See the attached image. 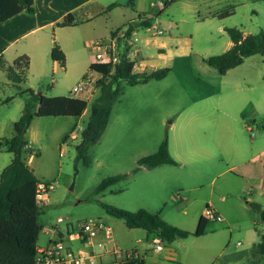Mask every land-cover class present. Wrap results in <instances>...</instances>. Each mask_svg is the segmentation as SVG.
<instances>
[{
  "label": "rangeland",
  "instance_id": "rangeland-1",
  "mask_svg": "<svg viewBox=\"0 0 264 264\" xmlns=\"http://www.w3.org/2000/svg\"><path fill=\"white\" fill-rule=\"evenodd\" d=\"M233 5L234 15L213 16ZM90 10L95 14L90 21L78 15V26L56 25L47 30L52 48L55 41L66 63L58 64L54 72L50 56L43 58L49 69L42 56L34 57L28 81L21 86L47 97H79L73 88L86 76L97 78L90 70L91 46L109 42L114 31L138 20V13H145L163 31L153 38L137 33L145 66L148 70L170 67L171 72L160 81L136 86L123 83L124 93L113 106L107 129L88 151L89 164L77 160V145L99 96L98 86L86 100L88 108L81 117L34 119L23 157L41 182L54 185L41 204L38 246L47 245L54 229L71 244L67 224L97 219L111 227L114 243L124 256L127 250L138 248L141 256L148 250L146 264H214L224 252L252 249V242L261 241L255 231L260 215L248 201L264 209V56H252L225 75L205 60L229 50L227 27L248 34L264 32V0H175L167 7L160 6V0H93ZM163 42L167 43L166 58L160 56ZM18 93L7 73L0 72V144L15 137L14 124L27 99ZM166 137L177 164L154 170L140 167L139 159L155 153ZM12 157L0 147V177ZM229 168L231 172L226 171ZM121 174L129 176L96 193L103 180ZM210 201L219 202L227 219L237 223L225 217L222 222L204 218ZM102 204L153 214L163 209L160 215L165 221L192 233L162 244L184 254V259L167 260L166 250L155 254V244L146 241L145 230L128 228ZM59 218L64 222L58 223ZM259 223L264 235V222ZM140 238L143 243L138 242ZM114 261L109 257L103 262Z\"/></svg>",
  "mask_w": 264,
  "mask_h": 264
},
{
  "label": "trees",
  "instance_id": "trees-1",
  "mask_svg": "<svg viewBox=\"0 0 264 264\" xmlns=\"http://www.w3.org/2000/svg\"><path fill=\"white\" fill-rule=\"evenodd\" d=\"M175 0L164 1V7L169 6ZM2 2L0 0V21L3 17ZM22 7L30 13L34 12L30 0H19ZM236 7L218 13V18L223 19L235 14ZM55 16L58 19L62 16ZM145 13H138V20L129 24L130 32L135 27H148L152 23L149 18H144ZM74 14L69 13L57 24L58 27L77 26ZM232 47L219 55L208 57L205 61L220 74L225 75L255 55L264 56V32L244 35L237 27H227ZM113 34V33H112ZM51 59L65 63V53L58 45L52 49ZM134 62L126 59L115 68L108 65L91 64L90 70L102 74L98 82L99 96L93 101L89 121L81 133V142L77 145V160H83L89 164L88 151L91 146L99 143L108 127L113 106L124 93L123 83L130 86L146 84L152 80L160 81L171 72L170 67L146 70L142 73L133 72ZM30 58L23 55L17 58L12 65H7L0 57V70L7 73V77L18 89L20 96H27L26 104L20 119L14 124L15 137L5 138L0 144L12 154L11 162L3 170L0 177V264H35L36 247L42 226L39 223L41 204L37 201L38 185L41 182L30 165L23 157V150L29 144L26 134L35 118L38 117H81L88 108L86 100L73 96L47 97L39 96L31 88L23 89L21 84L28 80ZM264 128V126H263ZM138 164L148 170H153L163 165H176V161L169 149L168 137L159 146L158 150L139 159ZM129 175L121 174L106 178L96 189V193L104 192L110 187L125 180ZM105 211L118 219H123L126 226L131 229H143L148 234H153L163 243L171 244L180 238H187L192 233L178 226L169 224L158 214L140 209L132 212L119 209L114 206L102 204ZM252 208L260 213L264 221V210L260 204L252 203ZM257 228V227H256ZM264 255V236L253 249V262H257L258 256ZM124 264H143L140 257H131L122 261Z\"/></svg>",
  "mask_w": 264,
  "mask_h": 264
},
{
  "label": "built area",
  "instance_id": "built-area-1",
  "mask_svg": "<svg viewBox=\"0 0 264 264\" xmlns=\"http://www.w3.org/2000/svg\"><path fill=\"white\" fill-rule=\"evenodd\" d=\"M164 1L166 0H160V6H164ZM151 23L148 27H135V30L131 32L130 26L126 25L114 31L109 42H95L89 51L92 64L108 65L115 68L122 60L126 59L134 62L133 72L142 73L148 70L141 55L142 46L138 45L137 33L141 31L147 38L163 34L162 30L156 29L153 22ZM56 62L57 66L63 64L59 61ZM61 68L64 69L63 66ZM94 73L97 75L96 79L86 76L83 81L73 88V93L79 96L77 98L89 100L93 95V91L102 78V74ZM53 189L54 185L40 183L36 196L38 203L42 204L47 198L48 192ZM203 216L212 222L224 221L223 217L211 206L205 208ZM57 222L63 223L64 220L59 218ZM66 232L71 244H66L62 239L61 232L54 229L51 231L52 236L47 245L36 247L35 264H103V257L107 255L113 256L116 261H120L119 258L124 256L123 251L114 243L111 227L101 220L91 219L77 225L67 224ZM74 242L78 243L79 246L74 247L72 245ZM152 243L155 244L154 253L164 250L163 242L159 237H156ZM131 257H138L136 251H126L122 261Z\"/></svg>",
  "mask_w": 264,
  "mask_h": 264
},
{
  "label": "crops",
  "instance_id": "crops-1",
  "mask_svg": "<svg viewBox=\"0 0 264 264\" xmlns=\"http://www.w3.org/2000/svg\"><path fill=\"white\" fill-rule=\"evenodd\" d=\"M251 1L255 3V2L263 1V0H251ZM30 2L34 9L33 13H30L27 10H25V8L22 7L19 0H3L2 2L3 17H2V20L0 21V57H3V60L6 62L7 65H12L17 58L23 55H26L30 58V66L32 65V61L34 57L42 56V60L43 58H47L49 56L51 58V52L53 48L51 46V40L48 37L47 30L50 27L54 28L58 23H60L63 20L64 16H66L67 14L72 13L75 15V17H78L79 15L86 22L90 21V19L95 17L94 16L95 14L94 15L90 14V11H91L90 7L92 6L93 0H30ZM59 13H62L63 15L60 16L58 19H55V16ZM218 13L220 12L214 13L213 16L217 17L216 15H218ZM143 17L149 18L147 17L146 14L143 15ZM59 28H63V27H59ZM243 33L244 35L248 34L244 31ZM55 44L56 42L54 41V46ZM229 45H231L232 47V42H230ZM166 46H167V43L165 42L161 44L160 56L162 58L164 57L166 58L168 56L164 54L163 52L165 51ZM183 51L187 52L186 48L183 49ZM52 62H53V67H54V72H55L57 70V62L53 60ZM43 63H44L45 69L46 68L49 69V63H47L45 60H43ZM150 70L151 71L157 70V68L150 69ZM0 72H4V71L0 70ZM21 87L23 89H26L23 86ZM263 152L264 150L261 153ZM27 163L29 164V162ZM157 168H160V167H157ZM226 171L231 172L232 170L231 168H229ZM175 200L177 201V199ZM223 200L225 201L224 198H222V201ZM210 203H211L210 204L211 207L215 209L216 212H218L222 217H225L226 220H229L227 219L228 217L227 211L219 202L210 201ZM252 203L254 202L248 201L250 208L253 211H255L251 206ZM261 207L263 209L262 205ZM159 213L163 215V209L160 210ZM260 220H261V216L259 220L255 222V225L257 227L255 228V231L258 233L261 239V237L264 235L260 234V230L258 228L260 225L259 223ZM234 222L237 223L236 221H230L231 224ZM223 231L225 230L223 229ZM156 237L157 236H154L153 234H148L146 231V241L148 243L155 240ZM229 238L232 239L233 236L230 235ZM138 242L143 243L144 241L143 239L140 238ZM252 243H253L252 249L247 248L245 250L238 251L234 254H225L224 252L225 255L222 254V256H220L214 264H261V260L264 258V255L263 257H261V259H257L256 263L253 262V256H252L253 249H254V246L258 242L254 241ZM163 244H166V243H163ZM165 250L166 252H165L164 258L167 260L176 262L177 259H179V257L184 259L185 255L179 254L175 248L167 247L165 249L164 247L163 251ZM134 251H136L138 257L143 259V264H146V255H147L146 251L148 250H145L144 256H141L138 248H135ZM155 254L159 255L160 253H155ZM109 257H113V256L107 255L103 257V261ZM114 260L115 261L112 262V264L122 263V261H116L115 258Z\"/></svg>",
  "mask_w": 264,
  "mask_h": 264
},
{
  "label": "water",
  "instance_id": "water-1",
  "mask_svg": "<svg viewBox=\"0 0 264 264\" xmlns=\"http://www.w3.org/2000/svg\"><path fill=\"white\" fill-rule=\"evenodd\" d=\"M38 95H39V96H42L43 94H42V93H39Z\"/></svg>",
  "mask_w": 264,
  "mask_h": 264
}]
</instances>
